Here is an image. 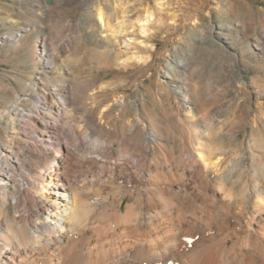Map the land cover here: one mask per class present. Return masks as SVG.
I'll list each match as a JSON object with an SVG mask.
<instances>
[{
	"label": "bare ground",
	"instance_id": "bare-ground-1",
	"mask_svg": "<svg viewBox=\"0 0 264 264\" xmlns=\"http://www.w3.org/2000/svg\"><path fill=\"white\" fill-rule=\"evenodd\" d=\"M71 88L38 92L0 147V264H264V120L240 150L213 123L166 144L139 135L141 115L107 139L114 107L87 128Z\"/></svg>",
	"mask_w": 264,
	"mask_h": 264
},
{
	"label": "rangeland",
	"instance_id": "rangeland-1",
	"mask_svg": "<svg viewBox=\"0 0 264 264\" xmlns=\"http://www.w3.org/2000/svg\"><path fill=\"white\" fill-rule=\"evenodd\" d=\"M101 4L106 24L95 0H0V147L10 144L16 113L56 85L72 86L74 121L89 113L87 128L114 107L107 139L114 127L131 132L141 115L139 135L154 128L165 144L213 123L218 135L237 136L226 147L242 149L250 122L264 120V0Z\"/></svg>",
	"mask_w": 264,
	"mask_h": 264
}]
</instances>
